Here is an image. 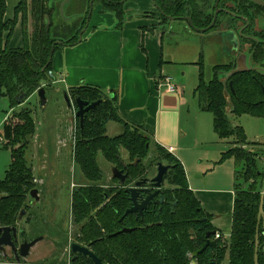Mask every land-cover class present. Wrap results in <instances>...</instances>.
Here are the masks:
<instances>
[{"label":"trees","instance_id":"trees-1","mask_svg":"<svg viewBox=\"0 0 264 264\" xmlns=\"http://www.w3.org/2000/svg\"><path fill=\"white\" fill-rule=\"evenodd\" d=\"M56 1L20 0L13 11V18L6 20V2L0 0V97L9 101L10 111L14 112L12 119H7L1 129L4 149L9 150L11 159L5 177L0 181V195H6L0 200L1 226H13L17 222L28 193L36 188L33 168L26 158L30 139L36 133V124L31 111L23 108L16 113L14 110L41 87L45 91L52 87L55 52L76 45L79 33L86 26L88 11L79 17L75 14L78 19L72 24L59 21V6L63 0L58 6ZM78 1L83 5L85 1L88 5L99 2L101 12L112 13L121 26L125 19L123 7L129 0ZM155 4L159 10L157 17L163 25L168 23L165 15L188 16L196 29H205L212 22L213 7L208 13L204 7L199 8L197 1L194 4L192 0H155ZM19 16L22 17L24 46L11 49L8 39ZM28 16L33 27L31 35L27 32ZM46 17L49 19L48 27ZM249 21L240 42L250 45L251 70L226 78L236 68L235 58H232L227 63L214 65L209 81L204 82L200 76L194 90L198 108L211 114L213 130L218 138L232 139L246 147L258 144L246 142L242 128L232 127L234 119L243 115L264 119V72L254 69L256 66L264 67V31H252V19ZM222 25V32L227 29L225 26H230L218 19L210 33L218 31ZM249 33L254 40L244 38ZM202 63L200 54V63L196 65L202 66ZM66 94L73 101L99 102L85 114L82 129L76 120L74 164L88 185L80 186L71 194L72 223L77 227L75 241L87 247L103 264L195 262L192 255L206 244V235L217 231L211 224L212 216L202 209L189 189L181 162L161 146L154 145V157L147 165L144 164L152 140L143 127L130 125L120 118L116 95L110 96L98 88L84 85L70 88ZM21 95H24V100L19 104L17 99ZM109 123L119 125L121 133L108 137L106 126ZM121 149L126 151L128 163L122 161ZM98 154L112 167L127 174L123 186L114 179L111 181L113 186L99 185L102 173L96 161ZM229 158L240 165V170L235 169L233 174L230 236L225 241L216 240L215 247L203 251L196 258L197 264H264V227L260 217V212L264 211V194L255 189L256 180L258 177L263 180L264 173L257 172L256 153L227 149L221 154V162ZM158 162L170 166L164 177L168 188L162 192L165 204L150 208L142 216L125 215L131 207L125 190L132 183L146 178L149 169ZM123 229L134 230L118 234ZM210 239L214 240V236ZM72 264L93 263L88 258L78 257Z\"/></svg>","mask_w":264,"mask_h":264},{"label":"rangeland","instance_id":"rangeland-1","mask_svg":"<svg viewBox=\"0 0 264 264\" xmlns=\"http://www.w3.org/2000/svg\"><path fill=\"white\" fill-rule=\"evenodd\" d=\"M5 1L6 15L12 18L14 7L20 0ZM77 1L78 0H70L69 5L64 7L62 14L59 12L60 17H58V19H61L59 21L72 24L78 19L74 17L75 14H77L76 17H79L82 12L88 11L89 19V17H95L100 10L99 2H92L88 5L87 1H85L83 5L81 1ZM197 1L199 8L204 7L203 9H207L208 13H210L215 0ZM60 2L61 0H57L55 5L58 6ZM149 2H151V0H129L126 2L124 5V10H127L126 13H124L125 19H144L142 18L144 12H149L146 9V3ZM126 5H130V7L125 9ZM102 14L103 16H114L110 12H104ZM259 15L264 17L263 14ZM156 18V20L162 24L160 19H158V17ZM27 19V32L30 34L33 31V27L30 26L29 16ZM255 20V29L257 31H264V20L260 19V23H257V17ZM172 25L175 27L181 26L180 23L177 22ZM29 30H31V32H29ZM22 32V17L19 16L16 26L8 39V45L13 49L23 48L24 38ZM182 34L183 33L175 35L176 40H174V46H167L164 43L165 59L180 62L196 61L200 63L201 54L203 59L202 66L178 63L165 64V70L162 71V74H164L163 76L171 77L178 89L173 94L167 93L166 88L163 86L157 89L163 93V97L170 96V98H165V110L168 111L167 114L169 115L170 121L179 125L181 132H185L188 135L187 139L189 136H192V139L197 137L199 142H201L195 152L201 154L202 158L208 160V162H202V165L204 164L207 170H210L207 175L225 181L230 179L229 182L232 188H234L233 173L235 169L240 170V165L236 163L233 158L221 162V153L226 148L224 143L227 142L228 149H242L251 153H256L257 159L255 164L257 172L264 173V119L252 118L248 115H243L234 119L235 125L242 128L246 142L256 143L258 145L246 147L236 143L234 140L232 141V139L221 140L213 130L211 114L203 112L198 108L194 90L200 76H202L204 82L209 81L212 78V67L217 64L227 63L232 58L236 59V66L238 63L239 67L251 68L252 66L248 55L249 47L241 44L239 35L236 36L238 39L237 42L234 43L231 36H215L216 34L212 32L203 34H194L191 32V37H187V35L181 36V38L187 40L186 42H181L179 36ZM191 39L195 40V45L189 44L188 41ZM170 52L171 54H169ZM254 69L264 72V67L256 66ZM54 83L55 81L52 87L46 91L45 107H41L35 92V96L29 97L26 103L16 107L14 111L18 113L20 109L26 108L32 112L36 124V133L30 139V146L26 158L33 168V177L37 181H40V184L35 182V185L42 197L38 205V207H40L39 214L35 220H32L30 225L31 227L36 226L38 228L36 234L44 235L50 242L48 245L46 243L45 246L48 247L51 254L48 251H43L39 254L44 244H38L31 251L30 260L36 258L37 255L43 257L53 255V257L59 258V260L56 261L57 264H67L68 258L64 250L68 242L71 241L72 243L74 231V229L72 230L71 228V193L75 187L88 185V183L74 164L73 150L77 122H75L73 130L70 129L72 126L71 120L73 121L72 114L74 115V113L67 109L63 93L59 91L55 92V89L59 87V82H57L56 86ZM68 98L73 102L69 96ZM13 113V111H10L9 101L6 98L0 97V131L3 128L4 122L7 119L8 121L12 119ZM107 128L108 132L106 135L108 137L117 136V132H119V134L121 133L119 125L115 123H109ZM4 144V140L2 143L0 142V181L4 179L11 161L9 150L4 149ZM154 154L155 149L154 146L151 145L144 160L145 165L152 160ZM120 156L124 163H128V155L125 150H120ZM96 161L102 173V181L99 185L113 186L111 182L112 166L108 164L100 154L97 155ZM155 173L156 168L152 166L149 169L147 178L153 177ZM261 185L264 186V176L263 180L258 177L255 183V189L260 191L261 195H263L264 189H262ZM163 188H168L167 182H164ZM28 200L27 197L26 202H28ZM260 217L264 227V211L260 212ZM23 223L24 221L20 222V224ZM224 236L229 238L230 230L225 233ZM53 257L51 256L49 260L52 261Z\"/></svg>","mask_w":264,"mask_h":264},{"label":"crops","instance_id":"crops-1","mask_svg":"<svg viewBox=\"0 0 264 264\" xmlns=\"http://www.w3.org/2000/svg\"><path fill=\"white\" fill-rule=\"evenodd\" d=\"M129 7L126 5L125 9ZM146 7L149 12H144V19H124L121 26H118L114 16H103L100 7L97 15L88 20L81 42L55 52L52 61L54 85L59 82L55 92L66 93L70 88L84 85L98 88L110 96L116 95L120 118L130 125L143 127L153 146H161L181 162L189 189L202 209L212 216L211 224L215 230L224 235L231 228L234 191L230 179L225 181L207 175L210 170L202 162L208 160L195 152L201 142L197 137L192 139L189 136L187 139L188 135L181 132L179 125L170 121L165 110V98L170 96L163 97V93L157 89L159 79L165 77L162 74L165 64L197 63L165 59L164 43L172 47L175 45V35L183 33L179 36L180 41L186 42L181 36L191 37V32L197 33L189 28L187 22L175 20L181 26L175 27L174 37H166L165 25L156 20L159 10L154 0L146 3ZM12 18L5 13L6 20ZM175 22H170V26H174L172 24ZM215 36L220 34L216 33ZM188 42L196 44L193 39ZM72 116L71 130L76 122ZM224 144L226 148L222 153L228 149L227 142ZM34 180L40 184V181Z\"/></svg>","mask_w":264,"mask_h":264},{"label":"flooded vegetation","instance_id":"flooded-vegetation-1","mask_svg":"<svg viewBox=\"0 0 264 264\" xmlns=\"http://www.w3.org/2000/svg\"><path fill=\"white\" fill-rule=\"evenodd\" d=\"M192 1L194 2V4H196L197 0L196 1L192 0ZM197 4H198V1H197ZM216 4H217V8H215ZM213 10L214 11H213L212 20L214 18L215 11L218 10L219 13H218V16H217V20L220 19V21L222 20L225 23V25L226 24L230 25L229 27L225 26V29L226 28L227 29L225 31H223V32H222V30H224V27H223V25L220 26L218 31H213V33H215V34L216 33L217 34H221V33L233 32L235 34V36L239 35L240 37H243L242 33H244L246 31V28L250 24L249 19H252V24H251L252 25V28H251L252 31H255V32L263 31V30L257 31L255 29L254 22L256 21L255 20L256 17L258 19L257 23H260L259 22L260 19L264 20V17L259 15V14H263L264 15V8L252 3L250 1H247V0H215L214 1V5H213ZM167 17H171V16H166L165 15V19H167ZM171 18L178 19V20L180 19L181 20L183 18H190V17L181 16V17H171ZM87 19H88V17H87ZM170 24H171L170 21H168V23L165 24V36L166 37H174L175 26H170ZM215 26H216V24H215ZM210 31H208V32H210ZM244 38L247 39V40H254V38L250 35V33L247 34L246 36L244 35ZM244 45H247V47H249V49H250V45L249 44H244ZM235 61H236V59H235ZM153 177H151V178H147L146 177L145 178V179H148L149 182L144 187V190H146V192H142V193L139 194L138 203H141L147 197H149L150 195L155 193V191H158L157 189L153 188V186H152L153 184L150 181ZM142 179H144V178H142ZM164 182H163V185H164ZM118 184H119V182H118ZM163 185H162L161 189L159 190L158 194L151 199V201L149 202V205L147 206L146 210L143 211V214L145 212H148V210L150 208L154 209L157 206H161V205L165 204L164 196L162 194L163 189H165V188H163ZM79 187H75L74 190H76ZM74 190H72V192ZM27 197H28L29 200H28V202H26L25 207L20 209V211H19V213L17 215V222L13 226H1L0 225V228H14L16 230L15 247H16L17 250L24 243H31L32 241L37 240V239H38V242L29 249L28 255L26 257H24V258H22V257H20L18 255L17 256L14 255L9 247H7V246L3 247V252H0V264H57L56 261H58L59 258L58 257L57 258L53 257V255H49V257L48 256L47 257H43V256H38L37 255L36 258L30 260L31 251L38 244H44V247L42 248V250H41V252L39 254H41L43 251H48L49 252L48 247H46L45 245H46V243H47V245H48V243L50 244V242H49L48 238L45 237L44 235L36 234V231L38 230V228L36 226H32L31 227V225H30L32 223V220H35L37 218L38 214H39L38 212H39V208L40 207H38V205L41 202V197L42 196H40V194H39L38 201H35L34 199L30 198L29 196H27ZM1 199L2 198H0V200ZM22 211H24L23 215H21ZM137 214H135V215H137ZM20 215H21V218H19ZM138 215H140V214H138ZM142 215H140V216H142ZM21 221H24V223L20 224ZM71 228H72V230L74 229L73 237H72V243H71V241L68 242L67 245L65 246V250H64V253L67 254V258H68L67 264H72L73 262H75L78 259V257H81V256L74 255L71 252V250H70L71 244L75 243V244L79 245L74 239V235L76 234L77 227H75L73 225V223H72V215H71ZM79 246H81V245H79ZM82 247H85V246H82ZM85 248H87V247H85ZM51 256L53 257L52 261L49 260V258ZM62 257H63V255H62ZM52 262H54V263H52Z\"/></svg>","mask_w":264,"mask_h":264},{"label":"water","instance_id":"water-1","mask_svg":"<svg viewBox=\"0 0 264 264\" xmlns=\"http://www.w3.org/2000/svg\"><path fill=\"white\" fill-rule=\"evenodd\" d=\"M247 1H250V2L264 8V0H247ZM69 3H70V0H63L62 1V3L60 4V8H59V12L61 14H62L64 7L69 5ZM154 3H155V0H154ZM215 8H217V4L215 5ZM218 13H219V11L216 10L215 14H214V18L212 20V23L210 24V26H208L205 29L194 28L190 18H183V19H181V21L187 22L189 28L191 30H193L194 32L199 33V34H203V33H206V32H208L214 28L216 21H217ZM167 19L170 22H175V20H176V19L171 18V17H167ZM88 20L89 19L86 20V26L88 24ZM46 21H47V27H48L49 26V19L47 17H46ZM84 31H85V28L79 33L78 43L81 42L82 34L84 33ZM220 35L231 36L232 40H234V43L237 42V38L233 32L221 33ZM247 70H251V68L239 67V65L237 63L236 68L232 72L227 74L226 78L233 76L235 74H238V73L245 72ZM229 86H230L231 92L233 93L232 83H230ZM45 93H46V91H45L44 87H41L36 92V95H37V98L39 100L41 107H45V105H46ZM63 96H64V101H65L67 109L73 111L75 119L79 121V128L82 129L85 114L88 113L89 111L93 110L99 104V102L89 104L87 102L81 101L80 99H75L73 102H71V100L68 98L66 93H63ZM23 100H24V95H21L17 99L19 104H21ZM232 127H235V124H232ZM155 168H156L155 176L150 181L153 184L152 185L153 188L157 189L158 191H155V193H153L152 195L147 197L144 201H142L141 203H138L139 194L142 192H146V190H144V187L149 182V180L144 178V179H140V180L132 183L131 186L125 190V192L129 194V199L131 202V207L125 211V215H128V214H134L135 215L137 213L142 215L143 211H145L147 206L149 205V202L151 201V199L158 194L159 190L161 189V187L163 185L164 177L168 173V171L170 170V166H166V165L162 164L161 162H158L156 164ZM111 176H112V179L117 180L119 182L120 186H123L125 184L126 179H127L126 173H123L122 171H120L114 167L111 169ZM28 196L30 198L34 199L35 201H38V199H39L38 189H36V188L32 189L28 193ZM0 198H6V195H0ZM23 214H24V211H22L21 215H23ZM21 215L19 216V218H21ZM133 230L134 229H123L118 234L129 233ZM214 235H215L214 232L207 234L206 235V239H207L206 244L200 250H198L197 252H195L192 255V258L195 259V264H197L196 258L203 251H205L208 248H212V247L216 246V244H217L216 240L210 239V237L214 236ZM15 242H16V230L14 228H0V252H3V247L7 246L11 249V251L13 252L14 255H16V256L18 255V256L24 258L28 255L29 249L38 242V239L32 241L31 243H24L23 245L20 246V248L18 250L15 247ZM70 250L76 256L89 258L93 264H103V263H101V261L98 258H96L85 247H82V246H79V245L73 243V244H71Z\"/></svg>","mask_w":264,"mask_h":264},{"label":"built area","instance_id":"built-area-1","mask_svg":"<svg viewBox=\"0 0 264 264\" xmlns=\"http://www.w3.org/2000/svg\"><path fill=\"white\" fill-rule=\"evenodd\" d=\"M163 86L164 88H166V92L169 94H173L177 91V87L174 84L173 80L170 77H162L161 79H159L158 83H157V88ZM0 142H3V138H2V133L0 131ZM34 182H36L34 180ZM226 238L224 235H222L219 232H216L214 235V240H222L225 241Z\"/></svg>","mask_w":264,"mask_h":264}]
</instances>
